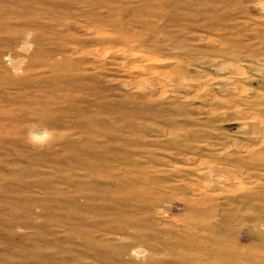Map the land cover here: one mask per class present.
Masks as SVG:
<instances>
[{"label": "rangeland", "instance_id": "obj_1", "mask_svg": "<svg viewBox=\"0 0 264 264\" xmlns=\"http://www.w3.org/2000/svg\"><path fill=\"white\" fill-rule=\"evenodd\" d=\"M0 264H264V0H0Z\"/></svg>", "mask_w": 264, "mask_h": 264}]
</instances>
